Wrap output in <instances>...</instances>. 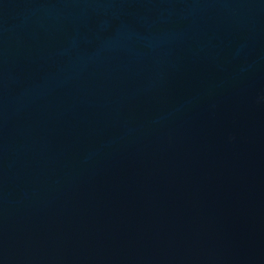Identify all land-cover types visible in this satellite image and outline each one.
<instances>
[{
	"label": "water",
	"instance_id": "obj_1",
	"mask_svg": "<svg viewBox=\"0 0 264 264\" xmlns=\"http://www.w3.org/2000/svg\"><path fill=\"white\" fill-rule=\"evenodd\" d=\"M0 264H264V0H0Z\"/></svg>",
	"mask_w": 264,
	"mask_h": 264
}]
</instances>
